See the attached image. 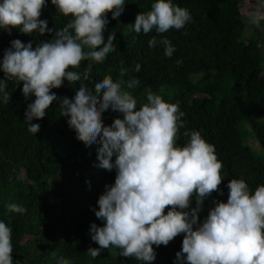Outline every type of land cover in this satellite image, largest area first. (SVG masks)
Segmentation results:
<instances>
[{
	"label": "trees",
	"instance_id": "16d2710c",
	"mask_svg": "<svg viewBox=\"0 0 264 264\" xmlns=\"http://www.w3.org/2000/svg\"><path fill=\"white\" fill-rule=\"evenodd\" d=\"M260 1L264 4V0ZM155 2L125 0L119 17L106 13L105 42L110 33L115 34V51L107 54L103 62L85 60L78 69H70L83 73L91 64L87 81L69 84L65 80L62 87L52 91L59 98L71 99L82 83L92 90L105 76H111L114 82L137 78L140 83L133 89L122 85L135 99L151 92L168 103L178 104L185 115L177 144L187 142L185 131H199L214 146L223 164V195L213 192L205 198L198 213L202 223L215 206L214 201L227 202L231 179L245 180L253 193L264 184L262 34L256 31L244 38L247 24L240 10L243 0H171L187 9L192 19L179 30L173 28L158 35L153 29L148 34H137L132 25L137 14L147 13ZM39 19L47 20L52 32L41 35L34 31L28 35L19 28L0 29V79L4 78L3 55L11 41L31 43L34 50L42 42L52 40L55 31L67 25L71 17L59 14L51 0H45ZM153 37L157 41L162 37L170 40L175 48L171 58L165 56L162 44L149 47ZM177 60L181 61L179 65ZM137 64L141 66L139 72L135 71ZM122 68L127 69V74L121 78ZM22 88L23 82L7 81L11 99L4 103L0 98V221L12 229L13 264H59L60 258L70 264H143L135 258L121 257L114 247L102 249L95 259L87 253L89 248L99 247L91 240L90 225L104 224L95 216V210L105 186L114 184L116 170L95 166L99 163L98 146H85L76 139V132L67 123L69 118L61 115L59 101H53L43 119L31 122L39 124L40 130L36 134L29 132L25 112L35 97L25 98ZM197 94L200 97H195ZM120 116L109 109L102 119L112 123ZM244 123L252 128V136L261 149L259 154L241 135ZM21 171L24 180L18 177ZM50 195L61 199L59 209ZM11 203L27 211L9 212L7 205ZM195 207L193 197L190 208ZM167 211L166 208L165 214ZM183 238L181 233L166 246L153 245L156 258L150 264H175Z\"/></svg>",
	"mask_w": 264,
	"mask_h": 264
},
{
	"label": "clouds",
	"instance_id": "9594fccd",
	"mask_svg": "<svg viewBox=\"0 0 264 264\" xmlns=\"http://www.w3.org/2000/svg\"><path fill=\"white\" fill-rule=\"evenodd\" d=\"M59 14L71 17L67 25L55 31L52 40L42 42L34 50L19 39L11 41L4 52L0 79V98L11 99L7 81L23 82L25 98L34 96L27 105L25 123L36 134L39 124L31 123L46 115L53 101H59L61 115L68 117L70 129L85 146L97 145L96 167L116 170L113 185H106L100 195L95 216L103 226L90 225L91 240L99 245L87 253L95 259L102 249H119L121 257L135 258L150 264L156 258L153 245H167L184 234L181 251L175 264H264V184L254 193L243 179H231L227 202L214 201L207 217L199 222L198 213L206 197L219 192L224 178L223 164L215 148L199 131H185L187 142L177 144L178 132L184 127L185 115L178 104L166 102L160 95L147 93L146 102L137 109L133 95L123 90L137 87L140 81H113L105 76L90 90L83 83L73 98H59L52 89L87 81L92 70L89 64L83 73L78 69L82 61L103 62L115 51V34L105 42L108 24L106 13L119 17L125 0H51ZM45 0H2L0 29L19 28L23 34L34 31L43 35L52 32L47 20H41ZM192 19L189 11L174 5L171 0H156L147 13H138L133 25L137 34L155 30L159 34L170 29L179 30ZM248 22L260 28L264 11L257 8ZM164 46V54L171 58L174 46L166 37L149 40V47ZM85 48L89 51H85ZM179 65L181 61L177 60ZM141 66L136 65L139 72ZM127 69L120 70L121 78ZM111 109L121 114L106 126L102 114ZM113 157H115L113 161ZM195 197L196 207L190 208ZM168 209L165 214V209ZM9 212L24 214L19 204L7 205ZM195 226V227H194ZM12 229L0 221V264H13ZM59 264H70L65 258Z\"/></svg>",
	"mask_w": 264,
	"mask_h": 264
},
{
	"label": "rangeland",
	"instance_id": "374dc122",
	"mask_svg": "<svg viewBox=\"0 0 264 264\" xmlns=\"http://www.w3.org/2000/svg\"><path fill=\"white\" fill-rule=\"evenodd\" d=\"M257 8H259L261 11H264V4L260 0H243V3L240 5L241 14L243 16L244 21L247 24L245 33H244V38L252 36V34H255L256 31L264 33V22H262L260 28H256L254 25H251L248 22L250 14L253 11H255ZM260 49L262 52L263 66H264V38L260 40ZM146 96L147 94L143 93L139 99H136L137 109H139L141 105L146 102ZM195 97L198 98L200 96L199 94H197L195 95ZM104 124L108 126V125H111L112 123L104 122ZM241 135L245 138L246 142L249 144V146L253 149L255 153L259 154L261 152V149L257 141L252 136V128L248 126L247 123L242 124ZM18 177L20 180H24L25 178L24 172L21 171ZM49 198L56 204L57 208L59 209V204H60L61 199L57 198L54 195H50ZM27 239H29V237Z\"/></svg>",
	"mask_w": 264,
	"mask_h": 264
},
{
	"label": "crops",
	"instance_id": "0c3cea01",
	"mask_svg": "<svg viewBox=\"0 0 264 264\" xmlns=\"http://www.w3.org/2000/svg\"><path fill=\"white\" fill-rule=\"evenodd\" d=\"M260 34H262L261 36H262V38H261V40L264 38V33L263 32H260Z\"/></svg>",
	"mask_w": 264,
	"mask_h": 264
}]
</instances>
